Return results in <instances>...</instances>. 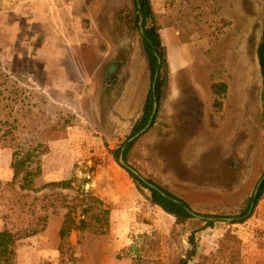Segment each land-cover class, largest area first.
<instances>
[{
    "label": "rangeland",
    "instance_id": "374dc122",
    "mask_svg": "<svg viewBox=\"0 0 264 264\" xmlns=\"http://www.w3.org/2000/svg\"><path fill=\"white\" fill-rule=\"evenodd\" d=\"M74 1L79 13L63 29L82 42L68 44L59 28L50 44L54 29L28 23L34 13L23 0H0V69L13 80L23 77L20 86L29 96L33 92L37 113L74 123L29 164L38 190L35 217L46 216L45 229L35 235L26 231L44 221L13 204L17 187L7 185L13 149L0 145V231L17 238L10 263L170 264L187 256L193 237L196 253L188 264H264V195L254 198L264 180V74L257 56L264 0H150L154 18L145 27L156 26L161 35L167 88L154 125L135 138L124 160L205 217L182 225L142 194L139 187L151 192L114 154L131 136L155 81L135 0ZM171 88L183 99L193 92L198 98L190 101L209 105L210 118L190 127L201 138H188L178 119L169 123L165 117ZM68 180L70 187L50 185ZM81 187L109 207V231L97 235L82 228L78 207L62 239L67 205Z\"/></svg>",
    "mask_w": 264,
    "mask_h": 264
},
{
    "label": "trees",
    "instance_id": "16d2710c",
    "mask_svg": "<svg viewBox=\"0 0 264 264\" xmlns=\"http://www.w3.org/2000/svg\"><path fill=\"white\" fill-rule=\"evenodd\" d=\"M136 7V23L139 22L140 16L143 17V25L146 26L149 18H154V12L150 0H135ZM142 50L146 56L149 71L153 77L158 73L155 88H151L146 98L143 113L137 122L134 124L131 136L118 149L114 151L116 156L123 153L124 159L127 160L132 145L136 139L130 140L134 135L139 133L149 122L154 108L157 103V113L160 108V103L166 92L165 79L162 78V66L164 62L165 48L162 42L161 35L157 31L156 26L145 27L144 32L141 33ZM257 56L259 64L264 74V18L263 31L261 41L258 45ZM161 58V63L159 62ZM11 74L0 69V145L13 149L11 168L13 169V178L7 183L10 187H17L13 192V204H20L22 211L33 216L37 214L35 208L34 194L37 190L33 173L30 170L29 164L32 158L41 153H46L48 150V142L64 138L67 135V130L74 123L68 118H63L52 122L51 119H46V113L42 111L41 115L37 113L35 103L33 102V95L31 97L27 94L25 87L20 86L23 80L22 76H17L12 79ZM13 82V85L10 84ZM226 86L220 83L218 86ZM264 98V97H263ZM40 115V118L39 116ZM156 121V114L152 120L150 128ZM149 128V129H150ZM28 133L24 137L22 133ZM130 175L137 182L147 188L151 195L148 196L146 192L139 187L143 195L147 196L150 201L161 207L166 213L175 217V225H182L193 217L187 208L190 205L182 198L176 196L167 187L158 183L152 178L147 179L148 182L156 186L167 196H163L161 192L155 188L150 187L138 176L130 172ZM72 180L63 182H52L51 186L65 185L70 187ZM264 195V180L262 181L260 190L256 195V202H258ZM64 196V195H63ZM81 196V197H80ZM64 198H69L64 196ZM173 199H177L178 202ZM79 201V203H78ZM72 203L67 205L68 212L61 229L62 239L66 236V227L70 224L71 213L80 207V225L82 228L90 229L93 234L102 235L109 231L110 226V209L106 206L103 200L95 196L91 189L79 188L77 195L69 200ZM66 206V205H65ZM73 209V210H72ZM37 222L44 221L35 228L28 229V235H35L43 231L46 227V216L35 217ZM32 222V221H31ZM72 222V221H71ZM16 235L8 229L0 231V255L4 258L5 264L10 263V257L15 254L14 245L16 243ZM192 248L187 251V256H178L175 261L170 264H188L190 259L196 253V242L193 237L189 238ZM11 264V263H10Z\"/></svg>",
    "mask_w": 264,
    "mask_h": 264
},
{
    "label": "crops",
    "instance_id": "0c3cea01",
    "mask_svg": "<svg viewBox=\"0 0 264 264\" xmlns=\"http://www.w3.org/2000/svg\"><path fill=\"white\" fill-rule=\"evenodd\" d=\"M19 2L22 3V0H19ZM23 2L22 6L24 9L34 13V18L29 19L28 23H46V25L48 24L51 28V31L54 29V32L50 33L47 43L52 44V42H54L59 28L63 31L65 41L68 42V44H72L75 41L82 42L79 39L76 40L75 37L66 35V31L63 29L67 23L73 22V17H75L74 14L78 12L77 9H74V0H23ZM77 18L80 20V17ZM168 98L169 99L163 106L165 108L164 115L169 123L172 121L177 122L178 119V122L183 124V133H185L188 138H201V134L203 133L196 132V130L190 127L198 122H202L205 117L208 119L210 118L211 111L209 105L202 106L200 102L197 104V101H190V99L198 98V96H194L193 92H189V96L185 94V99H183L180 91L173 88L170 89ZM205 136H207V134H205ZM111 218H114L113 212ZM141 225H144V223ZM42 238L43 236H39L37 240L41 241ZM108 240L110 239L108 238Z\"/></svg>",
    "mask_w": 264,
    "mask_h": 264
},
{
    "label": "water",
    "instance_id": "95a60500",
    "mask_svg": "<svg viewBox=\"0 0 264 264\" xmlns=\"http://www.w3.org/2000/svg\"><path fill=\"white\" fill-rule=\"evenodd\" d=\"M140 31H141V33H143V17H140ZM159 61H160V58H159ZM111 71H112V72H115L116 69L113 68ZM156 111H157V103H155V105H154V109H153V112H152V115H151V118H150L148 124H147V125H146V126L140 131V133H138V134H136L135 136H133V137L131 138V140H134L135 138L139 137L141 134L145 133V132L147 131V129H149V127H150V125H151V123H152V119L154 118V115H155ZM119 162H120V164H121L125 169H127L129 172H131V173L135 174L136 176H138V177H139L142 181H144L147 185H149V186L152 187V188H155V189L159 190L163 196H167L164 192H162V191H161L160 189H158L156 186H154L153 184H151L150 182H148V180H147L145 177H143V176H142V175H141L136 169L130 167V166L125 162L123 153L120 154ZM261 182H262V181L259 182L258 187H257L256 190H255L254 198L256 197V195H257L258 192H259V186L261 185ZM173 200L176 201V202H178L177 199H173ZM254 205H255V201L253 200V202H252V204H251V207H250V210H249V212H248V215L251 213V211H252ZM187 209H188V211L191 213V215H193V216H195V217H197V218H199V219H203V218H205V217H203L202 215H199V214L195 213L192 209H190V208H187ZM207 219H208V220H216V218H214V217H207ZM224 220L229 221V222H233V221H235V218H233V217H225Z\"/></svg>",
    "mask_w": 264,
    "mask_h": 264
},
{
    "label": "flooded vegetation",
    "instance_id": "af4514ba",
    "mask_svg": "<svg viewBox=\"0 0 264 264\" xmlns=\"http://www.w3.org/2000/svg\"><path fill=\"white\" fill-rule=\"evenodd\" d=\"M160 61H161V58H160ZM160 61H159V62H160ZM113 68H116L115 65H113V67H111V69H113ZM116 70H117V68H116ZM157 75H158V73H156V76H155V78H154L155 81L153 82V85H152V88H153V89L155 88V83H156V81H157V78H156ZM154 105H155V104H154ZM157 107H158V104H157ZM153 109H154V108H153ZM152 112H153V111H152ZM156 113H157V111H156ZM156 113H155V114H156ZM151 115H152V114H151ZM154 116H155V115H154ZM152 120H153V119H152ZM151 124H152V123H151ZM150 126H151V125H150ZM149 128H150V127H149ZM148 130H149V129H147V131H148ZM139 133H140V132H139ZM137 134H138V133H137ZM134 136H135V135H134ZM130 140H131V139H130ZM120 154H121V153H120Z\"/></svg>",
    "mask_w": 264,
    "mask_h": 264
}]
</instances>
